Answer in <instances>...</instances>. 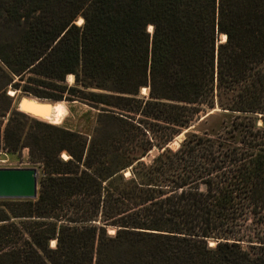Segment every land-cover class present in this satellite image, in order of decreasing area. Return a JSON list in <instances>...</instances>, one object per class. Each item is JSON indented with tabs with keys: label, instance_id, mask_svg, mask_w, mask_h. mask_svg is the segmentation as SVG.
I'll use <instances>...</instances> for the list:
<instances>
[{
	"label": "trees",
	"instance_id": "1",
	"mask_svg": "<svg viewBox=\"0 0 264 264\" xmlns=\"http://www.w3.org/2000/svg\"><path fill=\"white\" fill-rule=\"evenodd\" d=\"M0 24L13 89L101 111L90 139L0 115L40 170L0 200V264H264V0H0Z\"/></svg>",
	"mask_w": 264,
	"mask_h": 264
},
{
	"label": "rangeland",
	"instance_id": "2",
	"mask_svg": "<svg viewBox=\"0 0 264 264\" xmlns=\"http://www.w3.org/2000/svg\"><path fill=\"white\" fill-rule=\"evenodd\" d=\"M77 25H81L83 22L82 20H77ZM5 33H8L5 29L2 30L1 24H0V42H2L6 36ZM222 36L220 37V42L222 41ZM1 67L6 71L7 78L0 77V88L4 87L3 85L6 83L8 79H11L12 82L6 86L7 95H9V92L16 90L13 89L12 84L16 82H20L21 86L25 85V82H27V78L25 77L24 81H19V77L14 76L11 72L8 71V69L0 62ZM73 76V75H72ZM67 83L69 85H73L75 82V77L73 76L71 79L69 76L66 79ZM144 90V89H143ZM141 91V94L148 95V89H145V91ZM17 93L14 97H11V101H0V115L4 114L5 117L2 118L4 120V125L6 124L8 117L10 114L16 110L17 111V101L23 97L24 95H29L34 98H38L43 101L51 102H61L63 107V113L60 118V120L57 121V123H51L50 121L46 120V123L57 125V126H64L74 132H78L82 134L85 137H88L89 139L95 134V130L97 127V118L101 111L95 109L92 107L89 103L81 101V100H74V101H68L66 99L62 101H55L51 99L46 98H40L37 96H34L32 94L23 93L20 90H16ZM19 112V111H18ZM220 110L218 108L214 110L207 111L206 113H201L200 118L198 121H196L193 125H191L188 129H185L180 135H178L172 143H170V147L172 149H177L184 138L186 137L187 133L190 132H198L202 131L207 127L210 122L213 121L214 118H218V115H220ZM28 117V116H27ZM30 118V117H29ZM32 119V118H31ZM44 119V118H43ZM208 119V120H206ZM208 121V124H205V121ZM48 121V122H47ZM45 122V121H41ZM156 150V149H154ZM152 152V151H151ZM29 150L27 148L22 149L21 152L16 154L8 153L5 150H0V168H28V167H36L33 163L29 161L28 158ZM63 158L67 159L66 154H63ZM38 168V167H37ZM39 169V168H38ZM40 172V170H39ZM130 173L127 172L126 176H129ZM7 201V200H5ZM11 201V200H10ZM50 243V247L54 248L56 246V241L54 243Z\"/></svg>",
	"mask_w": 264,
	"mask_h": 264
},
{
	"label": "water",
	"instance_id": "3",
	"mask_svg": "<svg viewBox=\"0 0 264 264\" xmlns=\"http://www.w3.org/2000/svg\"><path fill=\"white\" fill-rule=\"evenodd\" d=\"M222 41L224 42V40ZM11 92L14 93L13 95L9 94V96L12 97H14L17 93L16 90ZM43 103L51 104V102L43 101L29 95H24L17 101V111L32 119L46 122V120L43 119V116L46 114V110L40 107ZM157 153V150H153L147 159L151 160ZM39 175L40 172L37 167L0 168V200H36L38 197Z\"/></svg>",
	"mask_w": 264,
	"mask_h": 264
},
{
	"label": "bare ground",
	"instance_id": "4",
	"mask_svg": "<svg viewBox=\"0 0 264 264\" xmlns=\"http://www.w3.org/2000/svg\"><path fill=\"white\" fill-rule=\"evenodd\" d=\"M148 30L152 31V27H149ZM222 39L225 41L226 36L222 35ZM72 77V75L69 76L70 79ZM143 91H145V89ZM9 94L13 95L14 93L9 92ZM40 107L46 110V114L43 116L44 119L50 121L51 123H57V121L60 120L63 113V107L61 102H56L53 104L43 103L40 105ZM52 243H54V241Z\"/></svg>",
	"mask_w": 264,
	"mask_h": 264
}]
</instances>
